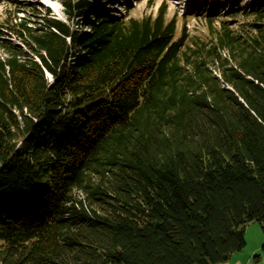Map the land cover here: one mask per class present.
<instances>
[{
  "label": "trees",
  "instance_id": "trees-1",
  "mask_svg": "<svg viewBox=\"0 0 264 264\" xmlns=\"http://www.w3.org/2000/svg\"><path fill=\"white\" fill-rule=\"evenodd\" d=\"M60 2L64 18L13 0L0 19V264L242 250L264 229V1L204 33L163 6Z\"/></svg>",
  "mask_w": 264,
  "mask_h": 264
},
{
  "label": "rangeland",
  "instance_id": "rangeland-1",
  "mask_svg": "<svg viewBox=\"0 0 264 264\" xmlns=\"http://www.w3.org/2000/svg\"><path fill=\"white\" fill-rule=\"evenodd\" d=\"M31 3H41L50 7L53 15L64 18L63 5L60 0H27ZM96 10L100 14L107 15L111 18H120L123 15L131 14L140 16L144 13H154L159 7H164L167 10L168 16L177 15L178 21L184 23L187 31L190 33H204L207 18L211 15H220L222 18H234L231 14L235 12L247 13L252 12L255 5L264 0H93ZM13 0H0V19L3 16L4 10L7 7L13 6ZM20 15L34 18L32 13H35L31 8H22ZM43 10L38 8V15H42ZM241 14H239L240 16ZM36 19V18H35ZM81 30L82 28H78ZM244 237L246 245L244 249H250L255 245H259L264 264V229L259 222H250L245 225ZM243 249V250H244Z\"/></svg>",
  "mask_w": 264,
  "mask_h": 264
},
{
  "label": "crops",
  "instance_id": "crops-1",
  "mask_svg": "<svg viewBox=\"0 0 264 264\" xmlns=\"http://www.w3.org/2000/svg\"><path fill=\"white\" fill-rule=\"evenodd\" d=\"M262 248L264 249V243H262ZM243 249L231 254L230 257L224 262H220L216 264H260L261 263L262 254H258L260 252L259 245L250 247L249 250L248 249L243 250Z\"/></svg>",
  "mask_w": 264,
  "mask_h": 264
}]
</instances>
